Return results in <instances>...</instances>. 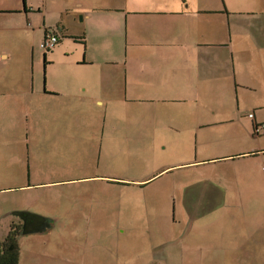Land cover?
Listing matches in <instances>:
<instances>
[{"label":"crops","instance_id":"crops-1","mask_svg":"<svg viewBox=\"0 0 264 264\" xmlns=\"http://www.w3.org/2000/svg\"><path fill=\"white\" fill-rule=\"evenodd\" d=\"M41 1L0 0V166L16 152L24 163L23 173L1 166L0 186H17L21 177H28L29 189L75 185L73 205L65 195L55 200L62 216L70 209L106 217L112 192L121 189L133 204L140 199L133 193L158 176L143 175L131 161L108 165V150L142 153L146 139H160L158 149L195 151V160L175 168L202 173L207 165L230 163L221 180H233L235 190L217 186L218 206L238 203L234 217L260 222L259 238L252 228L236 229L240 251L264 248V172L255 178L264 135H254V125L264 124V0H60L53 26L47 23L51 0ZM36 25L42 35L35 42L34 34H15L18 26L27 33ZM56 28L60 46L47 54V31ZM71 44L80 49L68 50ZM50 126L56 132L46 131ZM90 146L105 159L82 167V177L41 181L46 178L31 167V157L41 154L45 163L55 154L59 172L64 153ZM86 193L88 204L79 201ZM36 202L14 210L48 219L46 232L54 230L62 218L34 209ZM141 215L156 217L147 205Z\"/></svg>","mask_w":264,"mask_h":264},{"label":"rangeland","instance_id":"rangeland-1","mask_svg":"<svg viewBox=\"0 0 264 264\" xmlns=\"http://www.w3.org/2000/svg\"><path fill=\"white\" fill-rule=\"evenodd\" d=\"M34 1L42 3L41 0ZM59 1L51 0L49 4L48 25L53 26L56 22L55 10ZM20 3L23 5L24 0H18V4ZM35 29L33 32L29 29L30 32L26 33L25 29L18 26L15 34H34L35 42L42 35L37 25ZM59 46L60 44L45 53L50 54L58 50ZM76 47L80 49V46L72 44L68 45L67 49L73 51ZM64 51L65 49H61L60 53L63 54ZM61 67V64L58 65V68ZM37 126L34 121L28 124L29 129L33 131ZM46 131L56 132V129L50 126ZM130 136L135 137L136 133L130 130ZM147 142L146 139V151L142 153L126 156L115 147L108 150V165L121 168L123 164L131 161L143 170V175L158 176L146 189L133 193L140 198L133 204L125 202L126 198L121 189L112 192L110 206L108 205L111 209L106 217L100 213L91 217L88 212H73L74 210L70 209L69 213H63L62 216L55 200L65 195L70 201L69 204L73 205L79 197L75 185L29 189L23 186L29 184L28 177H21L17 186H0V241L4 240L7 230L11 228L10 222L17 219L14 209H25L31 201H38L33 205L34 209L61 217V223L59 222L54 230L23 235L20 238V264H264V248L240 251L238 244H234L236 229L244 226L245 230L252 228L255 231L256 228L259 229L260 222L256 224L238 216L234 217L233 214L240 211L238 203L234 204V208L218 206L220 204L217 203L216 195L220 191L217 186L225 188L229 193L235 190L233 180L226 183L221 180L225 165L230 163L207 165L202 168L205 170L202 173L190 171L187 166L175 168L178 164L183 165L195 160V151L158 149L155 144L159 145L160 139L153 144ZM91 143H94V140H91ZM261 147L264 148V144ZM54 155L47 156L45 163L41 154L35 155L39 159L31 157L33 171L46 178L41 181L53 182L62 178L82 177V167L101 165L105 159L103 152L93 146L83 150H70L62 155L59 172H56L58 160ZM22 158L23 154L20 152L4 156L1 166L9 164L12 168H20L23 173ZM235 165L234 163L233 166ZM230 166L232 165L227 167ZM255 172L256 179L263 178L264 158L255 162ZM200 193H206L207 198L204 200ZM91 198L92 194L86 193L79 201L88 204ZM187 204L197 208L196 211L203 212L190 213L185 208ZM146 205L156 217H142L141 212L144 213ZM175 211L177 216L173 217ZM93 212L94 210L92 214ZM254 234L256 238L261 237L259 231Z\"/></svg>","mask_w":264,"mask_h":264},{"label":"trees","instance_id":"trees-1","mask_svg":"<svg viewBox=\"0 0 264 264\" xmlns=\"http://www.w3.org/2000/svg\"><path fill=\"white\" fill-rule=\"evenodd\" d=\"M47 34H52L59 36L61 39L59 29L48 30ZM78 40H83V38H75ZM60 43H57V45ZM56 47V46H55ZM50 50H46L48 52ZM14 215L18 218V222H14L4 240L0 241V264H20L21 260V248H20V238L23 235L30 234L36 228L33 223L36 221H41L42 217L32 213L30 211H15Z\"/></svg>","mask_w":264,"mask_h":264},{"label":"built area","instance_id":"built-area-1","mask_svg":"<svg viewBox=\"0 0 264 264\" xmlns=\"http://www.w3.org/2000/svg\"><path fill=\"white\" fill-rule=\"evenodd\" d=\"M54 34L55 35L49 34L47 36L46 41L44 43L45 50H51L59 42V40H60L59 36L56 35V33H54ZM248 117L253 119L254 113L248 114ZM254 135H256V136L264 135V124H255L254 125Z\"/></svg>","mask_w":264,"mask_h":264},{"label":"water","instance_id":"water-1","mask_svg":"<svg viewBox=\"0 0 264 264\" xmlns=\"http://www.w3.org/2000/svg\"><path fill=\"white\" fill-rule=\"evenodd\" d=\"M50 226V220L45 219L43 223L41 224L40 228L37 230H34L36 233H43L46 232V229Z\"/></svg>","mask_w":264,"mask_h":264},{"label":"flooded vegetation","instance_id":"flooded-vegetation-1","mask_svg":"<svg viewBox=\"0 0 264 264\" xmlns=\"http://www.w3.org/2000/svg\"><path fill=\"white\" fill-rule=\"evenodd\" d=\"M43 221L44 220H41V221H36L35 223H33L34 224V226H39L40 224H42L43 223Z\"/></svg>","mask_w":264,"mask_h":264}]
</instances>
